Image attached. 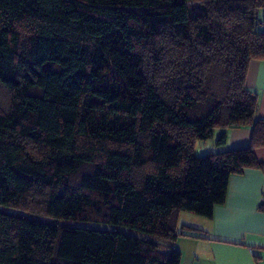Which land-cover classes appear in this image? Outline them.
Listing matches in <instances>:
<instances>
[{
    "label": "trees",
    "instance_id": "1",
    "mask_svg": "<svg viewBox=\"0 0 264 264\" xmlns=\"http://www.w3.org/2000/svg\"><path fill=\"white\" fill-rule=\"evenodd\" d=\"M260 11L264 0H0V264H180L172 244L195 231L180 214L211 218L232 175L264 169L245 86L264 60ZM240 127L249 143L226 149ZM215 129L220 149L196 156Z\"/></svg>",
    "mask_w": 264,
    "mask_h": 264
},
{
    "label": "crops",
    "instance_id": "2",
    "mask_svg": "<svg viewBox=\"0 0 264 264\" xmlns=\"http://www.w3.org/2000/svg\"><path fill=\"white\" fill-rule=\"evenodd\" d=\"M264 16V11L258 17ZM264 29V22H260ZM245 86L258 97L257 117L264 119V60L248 64ZM213 136V135H212ZM251 137L250 127L228 129V148L245 146ZM213 144V150L218 151ZM264 162V146L254 149ZM264 169L246 168L228 180L223 204L214 207L211 218L183 212L181 225L195 231L179 236L172 246L180 252V264H264ZM190 220H187V219Z\"/></svg>",
    "mask_w": 264,
    "mask_h": 264
},
{
    "label": "rangeland",
    "instance_id": "3",
    "mask_svg": "<svg viewBox=\"0 0 264 264\" xmlns=\"http://www.w3.org/2000/svg\"><path fill=\"white\" fill-rule=\"evenodd\" d=\"M261 19H264V16H262ZM218 134H219V130L215 129L214 132H213V136L211 138H209L207 140H197L196 143H195V146H194V154L196 156H203V155L208 154L210 151H214L213 150V144H214L215 139L218 136ZM185 219H187V218H185ZM187 220H190V219H187ZM182 221H184V217H182V215H181V217H179V225H181ZM77 224L88 225L90 227L110 228L109 225L97 224V223L80 222V223H77ZM125 231L128 232V233L134 234V232H131L129 230H125ZM160 247H161V249H163V246H160Z\"/></svg>",
    "mask_w": 264,
    "mask_h": 264
}]
</instances>
